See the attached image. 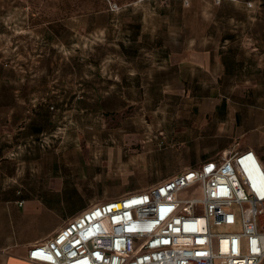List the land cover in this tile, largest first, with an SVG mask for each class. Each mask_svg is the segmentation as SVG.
Here are the masks:
<instances>
[{"label": "crops", "instance_id": "crops-1", "mask_svg": "<svg viewBox=\"0 0 264 264\" xmlns=\"http://www.w3.org/2000/svg\"><path fill=\"white\" fill-rule=\"evenodd\" d=\"M221 4L236 10L221 15L234 33L222 45L99 61L90 80L57 95L71 110L46 108L49 125L28 131L27 157L0 156V264H33L29 248L87 208L189 167L247 150L264 166V0ZM62 112L77 123H55ZM160 131L166 146L147 144ZM21 176L32 182L23 190Z\"/></svg>", "mask_w": 264, "mask_h": 264}, {"label": "rangeland", "instance_id": "rangeland-1", "mask_svg": "<svg viewBox=\"0 0 264 264\" xmlns=\"http://www.w3.org/2000/svg\"><path fill=\"white\" fill-rule=\"evenodd\" d=\"M227 11L236 10L221 0H0V156L27 157L28 131L49 125L46 108L71 110L57 95L90 80L97 62L126 56L138 65L157 48L184 56L218 47L234 34L221 19ZM56 119L77 123L70 112ZM162 136L148 132L147 144L164 148ZM30 183L21 176V190Z\"/></svg>", "mask_w": 264, "mask_h": 264}, {"label": "built area", "instance_id": "built-area-1", "mask_svg": "<svg viewBox=\"0 0 264 264\" xmlns=\"http://www.w3.org/2000/svg\"><path fill=\"white\" fill-rule=\"evenodd\" d=\"M27 257L33 264H264V166L247 150L189 167L87 208Z\"/></svg>", "mask_w": 264, "mask_h": 264}]
</instances>
